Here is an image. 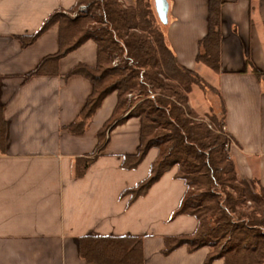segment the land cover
I'll return each instance as SVG.
<instances>
[{
    "label": "crops",
    "instance_id": "obj_1",
    "mask_svg": "<svg viewBox=\"0 0 264 264\" xmlns=\"http://www.w3.org/2000/svg\"><path fill=\"white\" fill-rule=\"evenodd\" d=\"M165 1V40L177 62L197 72L223 100L237 177L256 179L264 188V0L221 4L217 71L195 60L208 31V0ZM74 5L75 0H0V104L6 124L0 152V264H92L78 251V239L86 235L140 237L143 264H203L208 247L162 253L166 236L191 234L197 223L188 214L171 217L185 190L176 165L145 195L132 202L128 195L121 197L148 175L157 156L150 148L135 168L122 166L124 156L137 152L139 117L108 129L84 175L71 174L73 158L95 152L96 133L111 116L117 93L102 99L83 134L70 133L64 127L77 117L92 83L67 72L77 64L96 66L95 43L86 40L60 58L56 74L27 78L45 56L58 51V24L27 46L19 37L33 34L51 12ZM188 106L199 116L221 108L218 95L197 85L188 94Z\"/></svg>",
    "mask_w": 264,
    "mask_h": 264
},
{
    "label": "trees",
    "instance_id": "obj_2",
    "mask_svg": "<svg viewBox=\"0 0 264 264\" xmlns=\"http://www.w3.org/2000/svg\"><path fill=\"white\" fill-rule=\"evenodd\" d=\"M224 0H208V31L198 43L196 62L214 71L219 67V10ZM85 9L79 11L80 6ZM76 15H73V14ZM59 28V48L45 56L26 77L56 74L60 58L92 40L97 48L94 68L72 67L67 75H81L92 83L77 117L66 127L81 135L102 99L116 91L118 100L109 119L97 131L95 152L73 158L71 174L84 175L105 142L106 131L130 117H139L137 152L126 155L122 166L135 168L150 148L157 149L148 175L121 192L129 202L146 194L149 187L172 166L184 181L185 190L175 217L196 219L188 235L166 236L162 253L180 246L189 252L208 247L203 264L223 259L224 264H264V188L258 180L237 177L229 155L231 137L225 132L226 110L219 93L194 70L181 66L165 40V22L154 0H75L67 12H51L30 35L20 36L24 46L33 43L53 24ZM256 74L258 71L254 70ZM197 85L215 93L218 111L210 108L199 116L188 106V94ZM0 104V152L5 151L6 124ZM80 257L92 264H143L142 242L137 236H81Z\"/></svg>",
    "mask_w": 264,
    "mask_h": 264
},
{
    "label": "water",
    "instance_id": "obj_3",
    "mask_svg": "<svg viewBox=\"0 0 264 264\" xmlns=\"http://www.w3.org/2000/svg\"><path fill=\"white\" fill-rule=\"evenodd\" d=\"M155 9L162 21H166L167 3L165 0H155Z\"/></svg>",
    "mask_w": 264,
    "mask_h": 264
},
{
    "label": "built area",
    "instance_id": "obj_4",
    "mask_svg": "<svg viewBox=\"0 0 264 264\" xmlns=\"http://www.w3.org/2000/svg\"><path fill=\"white\" fill-rule=\"evenodd\" d=\"M84 9H85V7L82 6V5L79 7V11H82V10H84ZM73 15H76V14L74 13Z\"/></svg>",
    "mask_w": 264,
    "mask_h": 264
},
{
    "label": "rangeland",
    "instance_id": "obj_5",
    "mask_svg": "<svg viewBox=\"0 0 264 264\" xmlns=\"http://www.w3.org/2000/svg\"><path fill=\"white\" fill-rule=\"evenodd\" d=\"M196 89V88H195ZM199 91V90H198ZM200 92V91H199ZM199 92H197V90H194V93H199ZM210 93V92H209ZM200 94V93H199ZM212 94V93H211ZM200 96H198V98H199Z\"/></svg>",
    "mask_w": 264,
    "mask_h": 264
}]
</instances>
